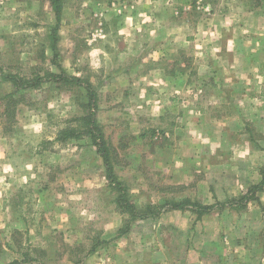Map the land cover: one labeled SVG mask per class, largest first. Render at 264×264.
Segmentation results:
<instances>
[{
	"label": "rangeland",
	"instance_id": "1",
	"mask_svg": "<svg viewBox=\"0 0 264 264\" xmlns=\"http://www.w3.org/2000/svg\"><path fill=\"white\" fill-rule=\"evenodd\" d=\"M102 1L65 0L56 20L46 0H0V264H264V206L250 201L264 177V103L260 119L248 122L250 131L234 138L233 145L231 138L209 136L211 123L200 112L205 97L200 86L170 94L171 109H185L187 114L179 116L189 117L191 125L179 119L171 123L176 120L171 116L163 128L155 121L150 128L139 120L126 122L124 117L142 113L139 105H127L128 116L120 106L115 107L120 113L113 114L92 69L98 65L92 47L106 38L99 12L122 15L138 0ZM187 2L170 1L172 10L165 7L163 13L180 19L177 35L191 37L185 48L190 53L207 44L204 27L212 18L234 21L241 7L254 6L251 0ZM260 2L255 31L244 26L241 33L249 36L246 44L256 35L264 53ZM133 13L125 17L131 20ZM263 58L254 79L259 93ZM195 65L203 69L204 60L198 57ZM113 101L126 100L118 95ZM91 121L101 128L109 145L108 166L134 209L159 214L130 220V211H121ZM66 127L73 136L58 137ZM232 161L243 165L244 177L237 176L241 170H231L237 182L228 186L227 201L210 202L215 182H226L223 175ZM24 165L25 181L18 169ZM184 198L216 204L219 210L226 204L236 208L198 219L162 212ZM128 223V231L120 234Z\"/></svg>",
	"mask_w": 264,
	"mask_h": 264
},
{
	"label": "crops",
	"instance_id": "2",
	"mask_svg": "<svg viewBox=\"0 0 264 264\" xmlns=\"http://www.w3.org/2000/svg\"><path fill=\"white\" fill-rule=\"evenodd\" d=\"M93 1L100 3V0ZM170 1H175V4L188 3L187 0H138L132 11L124 12L122 15L115 14V16L109 17V14L112 15L110 11L104 14L99 12L98 20L103 24L106 38L102 41L99 40L91 51L92 59L98 61V65H94L96 68L92 69H96L95 76L100 84L98 85L99 89L105 91L103 97L108 94V108L113 109V114L120 113L118 108H115L117 106L126 111V116H128L127 105L141 107L140 112L142 113L137 116L124 117L126 122L139 120L145 123V128H150L154 126L151 122L155 121L158 128H163L162 125H164L163 122L167 116L176 119L171 123L178 124L181 121L184 126L191 125L189 117L181 120V116H179L187 114L185 109L178 113L171 109L169 101L173 100L174 96H170V94L179 90L196 89L200 86L205 93L200 112L207 119L205 123H211L208 128L209 130L211 128L212 132L208 135L231 138L233 145L234 138L242 139L243 133L247 130L250 131L247 126L248 122L260 119L259 105L261 102L264 103V85L263 92L259 93L260 85L254 82V79H258L257 66L261 63V57H264L259 46L260 40H257L256 35L251 36L250 43L246 44L244 39L249 36L241 33L244 26L249 27L250 31H255L259 23V13L256 9L258 6H252L247 10L241 7V13L234 21L228 22L222 16L212 18L207 27H204L205 30H209L208 35L204 38V42L207 44L203 46L202 51L190 53V51L186 52L185 48L188 46L186 45L187 39L191 40V37L182 39L177 35V29L181 24L180 19L173 16L170 18V12L163 13L165 7L169 11L172 10ZM101 3H103L102 0ZM212 4L214 5L213 1ZM129 13H133L134 16L131 20L125 17ZM139 13L144 16H137ZM242 13L246 15H242ZM171 14L173 15V13ZM213 27L215 32H212ZM231 28L233 29L231 30ZM226 41L228 42L227 47ZM256 44L257 46H255ZM248 46L250 49L245 48ZM198 57L204 60L203 69L195 65ZM63 68L66 71V68ZM118 95H122V98L127 102L116 103L113 101ZM183 121H187L185 123L188 124L185 125ZM150 130L146 132L151 134ZM159 130L164 131L163 129L157 131L159 132ZM167 130L172 131V129ZM228 164L226 168L229 169H226V173L223 175L226 182H215L214 194L208 197L210 202L214 200L227 201V196L230 193L228 186L237 182L236 179H233L234 174L231 170H241L237 176L244 177L241 169L243 165L238 167L233 161ZM25 166L18 167L19 171L26 169ZM250 168L253 169L252 166ZM22 173V171L19 172V176L25 181ZM263 178L261 177L262 180ZM259 180L256 181L259 182ZM256 181L253 183L257 184ZM0 189V196H2V188ZM10 199L13 198L10 197ZM250 201H254L255 206L259 208L264 206V186L255 192ZM226 205V208L219 210L215 204L209 212L200 215L192 208L181 210L168 208L163 209L162 212L175 216H178L180 212H185L187 215L196 216L197 219L203 215L213 218V216L218 217L219 211L227 213L234 207L236 208L234 204Z\"/></svg>",
	"mask_w": 264,
	"mask_h": 264
},
{
	"label": "trees",
	"instance_id": "3",
	"mask_svg": "<svg viewBox=\"0 0 264 264\" xmlns=\"http://www.w3.org/2000/svg\"><path fill=\"white\" fill-rule=\"evenodd\" d=\"M48 1L51 9L53 10L56 20H59L60 17V13L62 11V7H63V3L65 0H46ZM254 4V6H259L260 5V0H251ZM18 81V80H17ZM31 86V85H30ZM32 86H34V84H32ZM11 97L12 95L11 93H9L7 95V97ZM12 101V99H10ZM15 99H13L14 101ZM14 105V103L12 104ZM14 112V109L12 110ZM93 115V114H92ZM11 116H13V113L11 114ZM92 120V119H90ZM91 129L94 133L92 138L94 140V142H97L96 145L99 147V149L103 146L102 149V157H103V161L105 162V165L107 164V169H106V178L108 179V181L110 182V184H112L114 187L117 188L118 190V196H117V202H118V206L121 209V211L126 212V211H130V220L135 219V218H146L148 216H155L157 214H159L160 210L156 211L155 213L152 212H143V211H136V209H134V205L132 204V202L130 201V199L128 198V196L126 195V190L124 187V184L118 180V178L115 176L113 170L108 166V159H109V146L107 144V142L103 139V134L101 131L100 126L98 125L97 122L95 121H91ZM70 127H66L65 129H62L60 132V135H58V137L60 138H68L69 136H73V129H69ZM98 139V141H97ZM101 150V149H100ZM264 178L261 181L260 185H255L253 187V196L255 193V190H260L262 188V184H263ZM252 196V195H251ZM248 197H242V199L247 200ZM253 198V197H252ZM236 203L241 204L242 201L239 200ZM215 206V204H201L199 202H193L188 198H184L180 201H172L169 204V207L171 209H184V208H192L194 209L199 215L209 212L211 209H213ZM161 207H166L165 205H162ZM130 228V224L128 223L126 225L125 228H121L120 234H124L128 231V229Z\"/></svg>",
	"mask_w": 264,
	"mask_h": 264
}]
</instances>
